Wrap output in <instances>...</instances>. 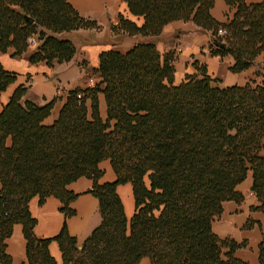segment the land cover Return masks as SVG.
Returning <instances> with one entry per match:
<instances>
[{"label":"trees","instance_id":"obj_1","mask_svg":"<svg viewBox=\"0 0 264 264\" xmlns=\"http://www.w3.org/2000/svg\"><path fill=\"white\" fill-rule=\"evenodd\" d=\"M123 1L142 24L119 14L110 30L141 40L124 54L100 53L92 85L69 91L51 124L44 121L54 101L24 100V86L0 110V264H11L6 240L14 225L26 242L25 264H56L52 241L61 264H140L144 257L150 264H245L233 256L240 245L218 239L211 226L223 202H241L236 187L248 173L264 215V80L255 79L264 78V64L241 87H218L196 62V73L175 84V52L160 54L155 41L167 24L192 22L210 33L212 57L229 56L228 71L244 72L264 60V0H222L234 9L223 23L211 16L213 0ZM99 29L68 0H0V53L30 64L69 62L75 48L63 34ZM15 79L0 65V92ZM105 160L114 182L99 183ZM80 178L91 180L99 225L79 247L65 222L52 239L36 238L30 200L57 199L66 220L77 197L67 187ZM125 184L134 202L129 220L116 191ZM258 251L264 264V234Z\"/></svg>","mask_w":264,"mask_h":264},{"label":"crops","instance_id":"obj_2","mask_svg":"<svg viewBox=\"0 0 264 264\" xmlns=\"http://www.w3.org/2000/svg\"><path fill=\"white\" fill-rule=\"evenodd\" d=\"M263 0H244L246 4H257ZM69 5L82 18L95 21L101 29L99 31L78 30L65 36L72 40L76 53L68 63L56 64L48 68L44 63L30 64L26 58H13L11 51L0 53V65L6 72L14 73L16 79L5 91L0 92V110L8 102L10 96L18 86L26 87L24 100L43 106L54 101L50 116L44 121L51 124L58 115L69 91L87 87L93 69L97 68L99 55L104 51H115L124 54L138 43L140 37H114L110 27L117 24L119 14L134 22L142 24V18L132 16L123 0H68ZM211 16L218 22H225L231 17L234 9L228 7L222 0H213ZM211 35L196 27L192 22L176 21L163 27L155 41L160 54L168 51L175 52L174 83L179 84L186 75L196 73L193 63L206 69V74L218 81L220 88L244 86L254 79L258 68L264 64L261 55L256 66L244 72L233 74L228 68L233 64L229 56L219 59L208 52ZM257 83L263 82L260 74ZM60 87L62 93L55 95V88ZM99 108L101 114L105 112L103 98L100 97ZM103 175L99 183L115 181V175L108 160L99 164ZM91 180L80 178L68 185V191L77 195L69 208L74 215L64 219L59 211L60 203L55 198H47L42 205L37 197L30 200L28 207L31 216L36 220L33 233L38 239H52L60 232L66 223L68 234L75 238L78 247L100 223L98 201L89 193ZM252 176L248 173L246 179L236 187V192L242 195L239 203L225 201L221 205L220 215L212 222V232L220 240H230L240 247L235 249L233 256L245 264L258 263V246L264 234V215L255 209L259 205L255 195L251 192ZM120 197L126 219L129 220L134 212V202L130 184L120 185L116 189ZM50 255L56 264H61V253L56 242L52 241L48 247ZM227 249H224L226 252ZM6 253L10 256L11 264L26 263V242L20 225H14L11 236L6 240ZM140 264H150L147 257L141 259Z\"/></svg>","mask_w":264,"mask_h":264},{"label":"rangeland","instance_id":"obj_3","mask_svg":"<svg viewBox=\"0 0 264 264\" xmlns=\"http://www.w3.org/2000/svg\"><path fill=\"white\" fill-rule=\"evenodd\" d=\"M96 24H97V23H96ZM97 25H98V24H97ZM98 26H99V25H98ZM99 27H100V26H99ZM100 29H101V27H100ZM100 29H99V30H100ZM99 30H96V31H99ZM77 31H78V30H77ZM92 31H94V30H92ZM72 32H74V31H72ZM72 32H70V33H72ZM66 34H69V33H66ZM66 34H63V37H65V38H67L68 40H70L68 37L65 36ZM112 34H113V33H112ZM114 37H115V36H114ZM31 41H33V40H31ZM70 41L72 42V40H70ZM72 43H73V42H72ZM73 46H74V44H73ZM74 48H75V47H74ZM75 53H76V50H75ZM73 58H74V56H73ZM73 58H72V59H73ZM72 59H71V60H72ZM71 60H70V61H71ZM67 63H68V62H67ZM54 66H55V65H54ZM54 66H53V67H54ZM217 81H218V79H216V82H217ZM88 84H90V83H89V80H88ZM58 89H59V93L57 92ZM61 93H62L61 88L57 86V87L55 88V95H56V97H59V96L61 95Z\"/></svg>","mask_w":264,"mask_h":264},{"label":"built area","instance_id":"obj_4","mask_svg":"<svg viewBox=\"0 0 264 264\" xmlns=\"http://www.w3.org/2000/svg\"><path fill=\"white\" fill-rule=\"evenodd\" d=\"M224 34H225V31L223 29H218L217 30V35L222 36ZM33 42H34V40L31 41V43H33ZM89 83H90V85H92V83H93L92 80H89ZM57 92L59 93V89L57 90Z\"/></svg>","mask_w":264,"mask_h":264},{"label":"water","instance_id":"obj_5","mask_svg":"<svg viewBox=\"0 0 264 264\" xmlns=\"http://www.w3.org/2000/svg\"><path fill=\"white\" fill-rule=\"evenodd\" d=\"M28 21H29V22H31V20H30V19H29ZM218 46L224 47V45H223V44H219Z\"/></svg>","mask_w":264,"mask_h":264}]
</instances>
